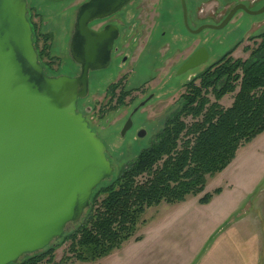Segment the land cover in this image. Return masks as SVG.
Wrapping results in <instances>:
<instances>
[{
    "label": "rangeland",
    "instance_id": "rangeland-1",
    "mask_svg": "<svg viewBox=\"0 0 264 264\" xmlns=\"http://www.w3.org/2000/svg\"><path fill=\"white\" fill-rule=\"evenodd\" d=\"M81 1H27V18L36 24L39 31L52 35L50 54L60 60L59 65L47 66L50 74L77 73L68 49L74 11ZM184 1L188 26L184 22L180 0H143L146 6L144 14L147 15H144L143 23L146 25L141 40L123 44L122 35L116 43L120 46L119 52L115 53L109 65L89 72L88 95L78 100V109L107 148L106 156L113 166L110 179L116 178L120 170L155 139L165 119L177 108L187 81L236 44L232 56L246 58L249 52L244 47L253 46L257 40L255 36L264 31V12L254 15L243 10L237 11L221 29L190 31L203 24L220 23L235 3L242 2L250 9H258L264 0ZM197 47L208 52L207 62L178 73V67ZM120 78L126 89L135 90L125 97V104L108 111V103H115V98L110 100L108 86ZM234 93L222 97L219 101L222 106L231 104ZM209 96L214 99L211 94ZM146 98L149 99L146 105L137 108ZM128 118L131 125L122 133ZM186 121L191 120L187 118ZM142 130L144 135L140 137ZM251 141L239 147L223 170L208 176L202 193L188 195L184 201L175 204L161 202L147 208L141 218L144 222L137 225L134 235L109 255L94 262L71 260L66 264L196 263L201 247L206 245L203 219L210 214L230 211L232 200L248 201L249 196L264 192V133ZM254 184L257 186L254 194L248 193ZM216 188H220L219 193H214ZM204 193L212 194L213 201L208 206L198 200ZM136 236H141V239L135 240ZM66 247L64 244L56 250V261L62 257Z\"/></svg>",
    "mask_w": 264,
    "mask_h": 264
},
{
    "label": "water",
    "instance_id": "water-1",
    "mask_svg": "<svg viewBox=\"0 0 264 264\" xmlns=\"http://www.w3.org/2000/svg\"><path fill=\"white\" fill-rule=\"evenodd\" d=\"M27 1L0 0V264L54 244L82 219L93 190L111 177L107 148L78 109V100L88 95L89 72L108 66L118 34L113 25L96 31L89 23L130 0H87L78 7L69 41L70 58L79 65L75 76L44 71ZM180 1L188 26L186 4ZM239 10L256 15L264 12V4L249 9L237 3L220 23L190 31L221 29ZM207 60L208 52L199 48L178 73ZM130 125L128 118L122 133Z\"/></svg>",
    "mask_w": 264,
    "mask_h": 264
},
{
    "label": "trees",
    "instance_id": "trees-1",
    "mask_svg": "<svg viewBox=\"0 0 264 264\" xmlns=\"http://www.w3.org/2000/svg\"><path fill=\"white\" fill-rule=\"evenodd\" d=\"M33 24L40 62L59 65V58L50 54L52 35ZM255 38L253 46L244 47L249 52L246 58L232 56L236 44L184 84L177 108L155 139L116 178L93 190L89 207L77 224L54 244L10 264L94 262L134 235L147 208L202 193L208 176L223 170L239 147L264 131V31ZM110 88L108 94L115 103H108V111L125 104V97L135 90L126 89L121 79ZM233 92L231 104L222 106V97ZM219 192L220 188L214 190ZM211 197L204 193L198 200L206 203ZM64 244L66 250L56 261L55 252Z\"/></svg>",
    "mask_w": 264,
    "mask_h": 264
},
{
    "label": "crops",
    "instance_id": "crops-1",
    "mask_svg": "<svg viewBox=\"0 0 264 264\" xmlns=\"http://www.w3.org/2000/svg\"><path fill=\"white\" fill-rule=\"evenodd\" d=\"M254 185L248 193L254 194L257 187ZM212 201L211 197L201 204L208 206ZM231 206L232 211L203 219L206 245L201 247L193 264H264V192L249 196L248 201L232 200Z\"/></svg>",
    "mask_w": 264,
    "mask_h": 264
},
{
    "label": "flooded vegetation",
    "instance_id": "flooded-vegetation-1",
    "mask_svg": "<svg viewBox=\"0 0 264 264\" xmlns=\"http://www.w3.org/2000/svg\"><path fill=\"white\" fill-rule=\"evenodd\" d=\"M85 1L87 0H82L81 3L77 6V8L75 9L74 11V20H73V23H72V30H71V33H70V37L73 33V27H74V23H75V17H76V13H77V10H78V7L83 4ZM160 2H163V0H160ZM239 3H242V2H239ZM237 4V3H235ZM234 4V5H235ZM245 4V3H243ZM246 5V4H245ZM247 6V5H246ZM248 7V6H247ZM146 8L145 6V3L143 2V0H130L127 4H125L119 11L113 13L112 15H109L105 18H102V19H94L93 21H91L89 23V27L96 30V31H100L102 30L105 26L107 25H113L117 28V31H118V34H117V37L114 39L113 43H112V47H111V51H110V62L111 60L114 58V55L115 53H118L119 52V48L120 46H118L116 43L117 41L122 37V35L124 36V42L123 44H130L132 43L133 41L136 40V43L137 41H140L141 40V37H142V34H143V29L145 27L144 23H143V20L145 18V15L144 14V9ZM249 8V7H248ZM250 9V8H249ZM133 10V11H131ZM136 11V13L133 15V12ZM145 15V16H144ZM29 20V19H28ZM30 24H31V28H32V31H33V42H34V45H35V48L37 50V53L39 51V48H38V44L39 43H36V39H37V36L35 35L34 33V22L30 21ZM122 24H124V26H122ZM123 30V32H122ZM193 33V32H192ZM135 39V40H134ZM70 40V38H69ZM121 45V44H120ZM200 47H197L194 49L197 50L199 49ZM69 50V49H68ZM192 51L187 57L186 59L194 52ZM185 59V60H186ZM72 60V59H71ZM184 60V61H185ZM73 62V61H72ZM109 62V63H110ZM183 63V62H182ZM181 63V64H182ZM42 64V62H41ZM74 65H76V69H77V73L75 74L74 72H70V74H66L68 76H75L79 73V65L76 64L75 62H73ZM43 65V64H42ZM109 65V64H108ZM48 65L44 64L43 67H44V71L48 74V75H60V74H50L48 73V70L49 68H47ZM201 66V65H200ZM49 67V66H48ZM179 68V67H178ZM121 79V78H120ZM119 79V80H120ZM119 80L113 82V83H110L109 86L111 87L110 88V91L113 89V85L116 84ZM108 86V88H109ZM121 88V84L115 86L114 90L117 91L118 89ZM149 98V97H148ZM148 98H146L145 100H142L141 102L144 101V104L141 105L142 107L144 105H146V103L148 102ZM140 102V103H141ZM140 106V107H141Z\"/></svg>",
    "mask_w": 264,
    "mask_h": 264
}]
</instances>
